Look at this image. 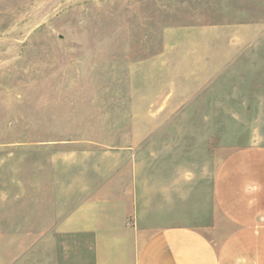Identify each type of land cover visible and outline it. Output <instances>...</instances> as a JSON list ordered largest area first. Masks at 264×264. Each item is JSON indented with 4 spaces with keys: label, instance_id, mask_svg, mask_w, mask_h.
<instances>
[{
    "label": "rangeland",
    "instance_id": "obj_1",
    "mask_svg": "<svg viewBox=\"0 0 264 264\" xmlns=\"http://www.w3.org/2000/svg\"><path fill=\"white\" fill-rule=\"evenodd\" d=\"M193 25L247 27L246 53L177 121L130 155L112 153L131 144L130 61ZM255 28L264 0H0V264L30 253L34 224L69 213L127 159L143 240L170 226L208 234L220 217L219 165L264 147V30L255 38Z\"/></svg>",
    "mask_w": 264,
    "mask_h": 264
},
{
    "label": "crops",
    "instance_id": "obj_2",
    "mask_svg": "<svg viewBox=\"0 0 264 264\" xmlns=\"http://www.w3.org/2000/svg\"><path fill=\"white\" fill-rule=\"evenodd\" d=\"M241 27L193 25L165 32L160 50L130 61L125 101L131 144L109 150L130 155L134 145L177 121L193 98L246 53L249 36ZM255 29L256 38L264 28ZM135 171L127 159L69 213L42 217L28 232L41 236L30 253L8 264H264V147L235 150L219 165L212 189L220 217L208 234L170 226L143 240Z\"/></svg>",
    "mask_w": 264,
    "mask_h": 264
}]
</instances>
